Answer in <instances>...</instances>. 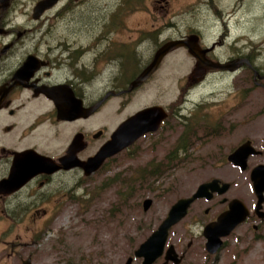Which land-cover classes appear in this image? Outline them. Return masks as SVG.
Segmentation results:
<instances>
[{
  "label": "rangeland",
  "instance_id": "rangeland-1",
  "mask_svg": "<svg viewBox=\"0 0 264 264\" xmlns=\"http://www.w3.org/2000/svg\"><path fill=\"white\" fill-rule=\"evenodd\" d=\"M16 2L30 6L36 0ZM60 10L49 14L55 24L52 35H115L106 31L118 29L112 26V20L116 13H122L116 20L124 31L136 34L151 20V25L153 21L161 22L167 37L200 32L203 42L214 47L218 56L228 59L243 52L264 75V0H72L70 9ZM186 48L168 53L162 75L143 96L124 106L112 99L85 125L87 129L106 126L111 133L129 115L159 98L165 106L187 114L189 124L193 122L190 126L196 127L197 137L188 149L191 158L184 159L187 162L170 161L187 123L172 117L164 130L151 132L155 133L152 137H141L130 151L116 155L101 173L85 179L78 171L67 174L66 203L50 204L49 212L53 210L46 218L35 216L37 222L32 218L15 219L19 210L10 209L16 206L0 200V234L7 228L19 234L21 241L17 257H10L3 243L7 236L2 237L0 264H22L29 255L33 264H128L130 258L131 264H142L143 257L136 255L142 243L158 228L170 207L179 198L192 194L202 182L213 176L233 181L234 188L228 194L250 201L253 194L248 172L229 164L218 169L211 162L222 150L227 154L243 138L264 137V86L256 85L255 73L247 72V77L242 71L234 75L211 72L198 81L192 76L194 56ZM258 81L264 84V79ZM240 88L245 96L239 98ZM219 121H225L227 126L223 125L227 132L222 136H216ZM75 128H79L78 123H70L66 133H73ZM178 153L183 157L182 150ZM224 161L227 163L226 158ZM157 165L159 171L150 173L151 166ZM140 173L143 178L137 177ZM116 176L119 179L115 181ZM135 179L137 187L125 194ZM121 192L127 195L125 201ZM148 198L153 203L145 210ZM29 206L24 204L23 208ZM202 216L205 221L204 211ZM261 225L259 230H234L224 238L225 246L217 256L207 255L203 248L205 225L194 221L189 229L183 223L176 226L171 243L182 247L195 239L191 260L200 264H264V224ZM163 261L164 256L153 264Z\"/></svg>",
  "mask_w": 264,
  "mask_h": 264
},
{
  "label": "flooded vegetation",
  "instance_id": "flooded-vegetation-1",
  "mask_svg": "<svg viewBox=\"0 0 264 264\" xmlns=\"http://www.w3.org/2000/svg\"><path fill=\"white\" fill-rule=\"evenodd\" d=\"M38 2L39 0H36L35 4L29 6L17 3L16 0H0V200L16 206L10 209L19 210V216L15 219L32 218L37 222L35 216L46 218L53 210L52 208L49 212L50 204L66 203L67 174L78 171L82 174V179L91 177L101 173L105 166L118 155L107 158L90 175H86L81 166L66 168V155L74 142H76L75 147L78 148L75 150L77 160L86 161L97 154L114 132L108 133L106 126L87 129L85 122L100 112L103 105L112 99L118 100L119 104L124 106L132 103L136 97L143 96L150 85L152 83L155 85L156 79L162 75L167 55L179 48H186L172 49L162 58L156 70L148 78L134 85L138 76L151 64L158 50L167 41L188 38L190 34L197 33L200 36L201 47L212 48L206 54L208 58L215 61H228L246 57L250 61V64L245 63L235 71L208 69L206 75L211 72L225 75H234L241 71L245 74L255 73L256 85L264 86L262 81H258L259 78L263 80L264 75H261L251 57L238 51L228 59L222 58L217 55L214 47L203 42L200 32L193 31L189 34L167 37L163 35V26L160 21H153L151 25L152 21L149 20L143 29L133 34L120 29V23L116 19L122 13H116L112 26L118 29L106 31L107 33L116 32L115 35H52L55 24L53 18L49 16L50 12L55 9H62L58 12L70 9L72 0H60L40 17H35L34 8ZM22 6L25 8L19 10ZM22 15L25 18H22ZM194 60L196 64L195 57ZM249 74L246 76L248 77ZM243 95L245 96L240 88L239 98ZM66 106L79 108L77 109L79 116L73 119L66 118ZM152 106H162L168 113L167 118L161 123L160 131L168 125L169 118L179 117L187 122L180 133V142L184 137L187 138V148L177 146L170 161L179 163L184 159L189 160L192 154H188V149L197 137L194 131L196 127H191L189 124V116L174 111L170 105L165 106L159 98L143 109ZM87 113L90 114L86 116ZM70 123H78L79 128H75L73 133H66V127L70 126ZM225 124V121L217 122L216 129L219 127L216 136H222L227 132ZM240 126L241 124L237 127ZM211 131H214V128H211ZM155 133H147L143 137H152ZM188 133L189 136H187ZM242 145L246 148L244 150L252 151L245 168L229 160V155ZM130 147L125 150L130 151ZM178 149L184 152L183 157H179ZM216 157L218 158H215L211 164L218 169L229 164L244 173L248 172L249 188L253 194L250 203L240 195L228 194L234 188L233 181H226L217 176L209 178L201 184L218 179L220 185L212 192L211 198L202 196L191 203L186 215L171 229L166 250L170 245L175 246L171 243L173 229L181 223L189 229L191 221H194L196 225H205L203 248L207 255L217 256L216 253L212 254L206 249L207 239L204 229L208 224L217 221L222 213L228 211L234 200L242 201L248 210L245 220L234 230L241 227L259 230L261 224H264V184L260 202L252 181V172L255 168L261 166V171L264 172V137L243 138L229 149L227 154L222 150ZM225 158L227 163L224 161ZM224 183H229L230 186L225 192L220 193ZM199 186L192 194L181 198L191 197ZM24 204L30 206L23 208ZM197 204H199L197 212L193 213ZM204 205L207 207L204 208ZM202 211L207 215L205 221ZM187 217L191 218L188 224ZM11 235L12 237L8 238ZM3 236H7L3 239V243L5 248H9V256L17 257L18 247L21 245L20 235L13 234L6 228L0 234V242ZM195 242L196 240L192 239L186 246L182 245L181 248L175 246L181 261L179 263L170 261L169 264H200L191 260L192 250L196 248ZM165 255H163V263L166 261ZM201 264L209 263L207 261Z\"/></svg>",
  "mask_w": 264,
  "mask_h": 264
},
{
  "label": "water",
  "instance_id": "water-1",
  "mask_svg": "<svg viewBox=\"0 0 264 264\" xmlns=\"http://www.w3.org/2000/svg\"><path fill=\"white\" fill-rule=\"evenodd\" d=\"M59 1L60 0H39L34 8V16L40 17L43 12L55 6ZM199 39L200 36L196 33L191 35L189 38H177L167 41L164 46L158 50L151 64L143 71L142 74L138 76L137 80L133 84L137 85L148 78L156 70V67L162 58L172 49L178 47H188L189 52L197 59L195 67L192 71V76H195L198 81L205 78L208 69L235 71L242 67L245 63L250 64L249 59L246 57L234 58L228 61L212 60L206 56L207 52H209L212 48H202L199 44ZM77 109L79 108L66 106V118L73 119L79 116ZM89 114L90 113H87L86 116ZM167 116L168 113L162 106H152L138 111L124 120L113 132L110 140L102 146L96 155L86 161L77 160L75 150H78V148L75 147L76 142H74L66 155V168L81 166L85 170L86 175L92 174L104 163L107 158L124 151L145 134L159 130L162 121L165 120ZM244 149L246 148L242 145L235 152L229 155V160L231 162L241 165L243 168L247 166L248 157L252 152ZM252 181L254 189L259 195L261 202V195L263 192L262 186L264 184V172L261 171V166L253 170ZM219 183L220 180L218 179L203 183L191 197L180 198L172 205L168 214L158 228L137 250L136 255L143 257L142 264H153L164 254H166V261L162 264H169L170 261H174L175 263H179L181 261L174 245H170L166 250L170 231L173 226L186 215L189 206L195 199L202 196L211 198L213 196L212 192L218 185H220ZM229 186V183H224L220 193L225 192ZM152 203V199H146L144 201V209L148 210ZM247 214L248 210L245 208L243 202L240 200H234L228 211L222 213L218 217L217 221L208 224L204 229L207 239V251L212 254L217 253L224 245V238L229 236L236 226L245 220ZM132 260L133 258H130L128 264H131ZM22 264H33L32 256L29 255L27 258H24L22 260Z\"/></svg>",
  "mask_w": 264,
  "mask_h": 264
},
{
  "label": "trees",
  "instance_id": "trees-1",
  "mask_svg": "<svg viewBox=\"0 0 264 264\" xmlns=\"http://www.w3.org/2000/svg\"><path fill=\"white\" fill-rule=\"evenodd\" d=\"M190 125L193 126V122H191ZM193 134H194V133H193ZM187 136H189V133L187 134ZM186 141H187V138L184 137V138H183V141H181V142L179 143L178 146L181 147V148L186 149V148H187ZM159 167H160V166H158V165L155 166V167L151 166V168H153V169H152V171H151L150 173L158 172V171H159ZM142 174H143V173L138 174L137 177H138V178H143V175H142ZM118 179H119L118 176H116V177L114 178L115 181L118 180ZM132 182H133V183H132L131 185H128L129 187H127V191H126L125 194H128V195H129V193L132 191V189L137 187V184H136L137 179L133 180ZM105 184H106V183H105ZM124 184H127V181H125ZM107 185H108V184H107ZM107 185H106V186H107ZM125 194L122 193V192L120 193V196L122 197V201H125V200H126V196H127V195H125Z\"/></svg>",
  "mask_w": 264,
  "mask_h": 264
}]
</instances>
